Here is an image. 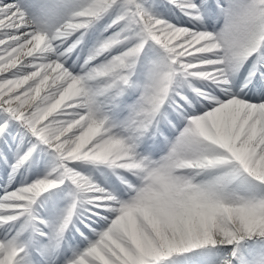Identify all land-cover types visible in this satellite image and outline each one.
<instances>
[{"label":"snow or ice","instance_id":"6c2138e0","mask_svg":"<svg viewBox=\"0 0 264 264\" xmlns=\"http://www.w3.org/2000/svg\"><path fill=\"white\" fill-rule=\"evenodd\" d=\"M0 264H264V0H0Z\"/></svg>","mask_w":264,"mask_h":264}]
</instances>
